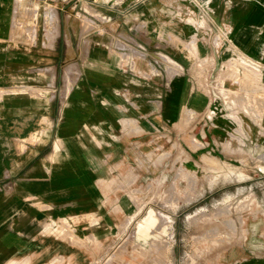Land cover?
Returning a JSON list of instances; mask_svg holds the SVG:
<instances>
[{"label": "rangeland", "instance_id": "1", "mask_svg": "<svg viewBox=\"0 0 264 264\" xmlns=\"http://www.w3.org/2000/svg\"><path fill=\"white\" fill-rule=\"evenodd\" d=\"M13 2L16 6L17 0ZM247 4L246 0L171 3L169 9L179 12L178 19L188 30L183 39L190 46L193 83L208 102L205 111L184 109L175 125L157 130L126 128L127 122L120 130L77 133L73 138L84 137L100 156L108 136L122 139L116 145L120 154L108 163L115 173L95 181L94 191L100 197L91 181L84 179L93 207H45L41 236L52 241L44 256L31 255L28 264H237L242 256L254 259L264 254V66L234 44L231 35L238 37L241 29L233 28L227 18L229 11L245 10ZM51 5L33 11L27 36L32 43L52 40L57 34ZM259 21L253 24L249 48L260 58L264 24ZM73 24L76 27L77 20ZM81 27L82 34L93 30L85 18ZM102 33L99 29L89 33L93 43H106ZM215 42H220L218 52ZM138 55L122 57L129 60ZM175 69L171 67L169 78ZM67 71L72 86L78 71L73 65ZM38 84L18 87L14 97L46 103ZM35 119V115L25 116L16 123ZM56 134L35 127L20 140L36 150L57 142ZM92 137L101 147L93 145ZM57 146L52 163L61 165L73 158L69 146L63 147L64 155ZM73 180L60 177L46 185H54L66 198L79 189H73L78 187L71 185Z\"/></svg>", "mask_w": 264, "mask_h": 264}, {"label": "crops", "instance_id": "2", "mask_svg": "<svg viewBox=\"0 0 264 264\" xmlns=\"http://www.w3.org/2000/svg\"><path fill=\"white\" fill-rule=\"evenodd\" d=\"M173 1L53 0L57 34L52 40L43 38L32 43L27 37L32 30L29 20H33V11L43 6L34 0H17L16 6L13 0H0V185L4 184L0 187V264H28L31 255L44 256L52 241L41 236L45 207H93L94 198L84 179L91 181L97 195V178L113 177L115 172L108 163L120 154L116 145L122 139L108 136L100 156L84 137L73 138L77 133L120 130L127 122L130 125L126 128L157 130L175 125L184 109L205 111L208 102L193 83L190 46L183 39L188 30L178 19L179 12L169 9ZM246 1L245 10L227 14L229 24L241 29L238 37H231L240 50L264 66V52L259 58L249 48L254 22L260 19L264 24V0ZM82 18L91 22L92 31L103 32L105 44L93 43L92 31L82 34ZM135 52L139 53L135 59L122 57ZM70 65L78 73L63 94ZM171 67L176 68V74L169 78ZM45 71L50 79L43 76ZM30 82L39 83L37 88L48 99L46 103L14 97L15 89ZM30 115L36 119L16 123ZM35 127L55 130L57 142L34 150V145L20 140ZM91 140L101 147L97 139ZM57 145L62 155L63 147L69 146L73 158L61 165L52 163ZM23 147L25 150L19 152ZM15 163H19L17 168ZM60 177L73 178L71 185L80 184L78 195L76 191L62 198L54 185H46ZM240 260L237 264H264V254L254 259L246 255Z\"/></svg>", "mask_w": 264, "mask_h": 264}, {"label": "bare ground", "instance_id": "3", "mask_svg": "<svg viewBox=\"0 0 264 264\" xmlns=\"http://www.w3.org/2000/svg\"><path fill=\"white\" fill-rule=\"evenodd\" d=\"M41 11V10H40ZM57 15V14H56ZM44 16V15H43ZM53 19L56 21V24H57V21H58V19H57V17H53ZM56 31H57V26H56ZM253 44H250V46H252ZM45 74H43V76H45V78L46 79H50V77L51 76H49L48 75V71H45L44 72ZM225 85H226V83H225ZM55 86V85H54ZM225 87H227V86H225ZM67 90H69V82H67V78H66V80H65V85H64V87H63V91L64 92H66ZM227 90H225V92H226ZM77 188H73V189H78L81 185H75ZM142 228V227H141ZM140 229V228H139ZM143 229V228H142Z\"/></svg>", "mask_w": 264, "mask_h": 264}, {"label": "built area", "instance_id": "4", "mask_svg": "<svg viewBox=\"0 0 264 264\" xmlns=\"http://www.w3.org/2000/svg\"><path fill=\"white\" fill-rule=\"evenodd\" d=\"M34 1L40 3V4L43 6L42 8L45 9V5H47V3H49V2H52L53 0H34ZM213 47H214V50H215L216 52H218L217 50H218L219 47H220V42H219V43L215 42V43L213 44Z\"/></svg>", "mask_w": 264, "mask_h": 264}]
</instances>
